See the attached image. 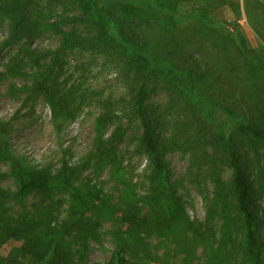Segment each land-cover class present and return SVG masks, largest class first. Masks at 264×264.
Masks as SVG:
<instances>
[{
  "label": "rangeland",
  "instance_id": "rangeland-1",
  "mask_svg": "<svg viewBox=\"0 0 264 264\" xmlns=\"http://www.w3.org/2000/svg\"><path fill=\"white\" fill-rule=\"evenodd\" d=\"M206 5L205 0L185 4L189 9ZM31 7L36 15L52 23L60 14L72 10L67 2L56 0H39ZM263 14L264 0H227L217 2L212 15L215 20L236 27L242 38L239 44L245 42V50L237 59L243 67L251 66L252 71L239 70L243 80L235 91L240 108L248 112L252 110L250 107L264 108ZM184 21L178 19L182 26L186 24ZM63 27L70 29L68 24ZM187 31L193 44L187 49L207 67V54L211 55L207 26ZM9 35L10 18L5 17L0 20V118L12 124L8 138L13 149L53 174L67 161L78 169L74 184L78 191L104 198L96 201L89 213V217L98 218V237L89 240L80 264H114L112 255L119 236L128 237L130 243L127 264H246L241 245L233 246L223 236L227 223L235 229L233 240L239 236L242 241L234 226L236 209L229 189L233 170L228 163L213 168L207 155L199 157V152L186 146L167 152L171 180L182 207L181 213L178 212L175 200L151 194L152 167L139 144L138 123L129 116V79L115 58L99 50L64 45L55 28L8 44ZM235 37L239 38L237 34ZM232 55L235 57L234 52ZM39 79L63 105L55 107L52 96L50 99L37 90ZM168 92L167 88L159 87L152 94V102L159 105L179 102ZM106 110L111 111L110 119L100 126L98 118ZM176 116L179 119L180 115ZM216 116L218 122L226 119L223 111ZM120 125L126 129L122 137L115 133ZM99 138L104 142L100 148ZM237 138L253 184L262 188L255 193L253 203L259 215L258 228L264 235V143L251 142L242 133ZM179 141L182 143V138ZM0 169L10 170L6 162L0 163ZM1 185L11 193L17 191L11 176H6ZM72 190L57 191L50 200L34 193L24 200L11 199L9 204L13 216L30 213L31 220L39 225L37 205L52 207L53 215L60 221L67 215ZM125 212H133L144 220L140 232L131 230V222L121 221ZM26 237H12L0 244V264H41L27 249ZM16 254L18 262H11L10 258Z\"/></svg>",
  "mask_w": 264,
  "mask_h": 264
},
{
  "label": "trees",
  "instance_id": "trees-1",
  "mask_svg": "<svg viewBox=\"0 0 264 264\" xmlns=\"http://www.w3.org/2000/svg\"><path fill=\"white\" fill-rule=\"evenodd\" d=\"M36 1L39 0H0V20L10 18L7 43L32 38L41 30L55 28L64 45L111 54L129 79V116L138 123L139 144L152 167L151 194L159 199L175 200L177 211L181 213L166 160L167 152L177 147L186 146L199 152V157L206 158L207 155L213 168L222 162L228 163L233 170L229 189L236 209V217H232L242 241L239 236L233 240L235 229L227 223L223 236L227 243L241 245L246 264H264V235L258 228L259 215L253 203L255 193L262 188L253 184L237 138V134L242 133L251 142L264 143V108L250 107L252 110L248 112L240 108L237 100L235 86L243 80L239 70L245 68L250 72L252 68L243 67L237 59L245 50V42L239 44L242 41L240 31L212 16L216 3L227 0H205L206 6L194 9L185 6L192 0H56L67 2L72 10L60 14L53 23L34 13L31 5ZM178 19L185 20L186 24L182 26ZM67 24L70 29L63 27ZM205 26L207 44L211 48V55L207 54V67L187 49L193 45L190 42L192 35L187 30ZM233 52L235 57L230 56ZM250 64L254 66L252 62ZM37 84V90L46 93L50 99L52 96L55 107L63 105L43 80L39 79ZM161 86L179 102L171 101L165 105L152 102V94ZM218 111L226 113L223 122L217 121ZM110 113L106 110L98 118L100 126L107 124ZM11 128V123L0 118V163L6 162L10 168L8 172L0 169V244L12 237L27 235V249L41 264H77L78 260L80 264L89 240L98 237V218L89 217V213L93 210L92 205L104 198L91 192H79L74 185L78 169L67 161L53 174L18 154L8 138ZM125 130L120 125L115 133L119 132L122 137ZM102 145L103 138H99V148ZM6 176L15 180L16 192L11 193L1 185ZM67 188L74 190L67 215L60 221L53 215V208L48 206L37 205L40 225L31 220L30 213L13 216L11 199L24 200L40 193L44 200H50L57 191ZM171 215H174L173 211ZM137 219L133 212H125L121 221L131 222V230L137 233L144 225V220ZM165 221L166 226H170L167 215ZM121 238L119 236L112 255L114 264L128 263L126 253L130 243L128 237ZM77 255L78 260L75 259ZM10 261L18 262V254Z\"/></svg>",
  "mask_w": 264,
  "mask_h": 264
}]
</instances>
